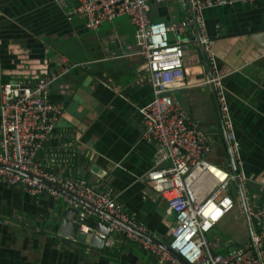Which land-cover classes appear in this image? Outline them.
I'll use <instances>...</instances> for the list:
<instances>
[{
	"label": "crops",
	"instance_id": "1",
	"mask_svg": "<svg viewBox=\"0 0 264 264\" xmlns=\"http://www.w3.org/2000/svg\"><path fill=\"white\" fill-rule=\"evenodd\" d=\"M149 15L170 24L188 11L179 2H151ZM204 17L216 66L210 67L200 47H186V86L171 95L209 138L208 162L225 169L230 157L213 81L220 82L249 196L257 206L264 202V0L212 7ZM65 64L69 71L52 82L49 92L52 102L63 105L62 114L37 160L63 177L85 179L97 189L112 187L116 202L164 242L173 214L146 176L156 144L141 138L139 109L152 98L151 79L128 16L118 15L91 30L80 17L67 19L54 0H0V87L36 83ZM229 194L243 222L228 231L224 252L259 228L243 217L234 184ZM64 205L62 199L34 197L0 181V264H151V259L156 264L136 242L97 248L62 239L55 224ZM229 213L218 226L231 229ZM97 219L103 221L101 215Z\"/></svg>",
	"mask_w": 264,
	"mask_h": 264
},
{
	"label": "built area",
	"instance_id": "2",
	"mask_svg": "<svg viewBox=\"0 0 264 264\" xmlns=\"http://www.w3.org/2000/svg\"><path fill=\"white\" fill-rule=\"evenodd\" d=\"M54 1L65 9L67 19L80 17L91 30L121 14L127 15L134 26L135 43L147 62L152 88L151 100L139 109L141 138L156 144L154 163L146 176L152 190L161 195L173 214V223L164 241L168 249L140 235L151 236L147 224L116 202L112 187L97 189L85 179L63 177L37 160L53 137L56 121L62 114L63 105L52 102L49 92L52 82L69 71L67 64L51 70L33 84L6 82L1 85L0 181L20 186L34 197L52 196L65 204L87 209L69 194L81 198L117 220L101 215L108 225L107 232H97L104 247L113 248L117 242H136L156 259V264H264V202L256 206L250 199L223 87L218 80L213 81L244 201L242 213L249 225L256 222L259 226L257 232L251 231L249 240L223 253L217 239L208 240L207 233L236 204L229 194V185L233 184L235 175L231 163L222 169L208 162L209 138L171 95L186 86L183 73L186 47L203 48L210 67L216 66L204 11L236 3L253 4L255 0H74L72 5H69L70 0ZM151 2H179L188 15L170 24L152 20L149 15ZM82 230L89 233L88 226Z\"/></svg>",
	"mask_w": 264,
	"mask_h": 264
},
{
	"label": "water",
	"instance_id": "3",
	"mask_svg": "<svg viewBox=\"0 0 264 264\" xmlns=\"http://www.w3.org/2000/svg\"><path fill=\"white\" fill-rule=\"evenodd\" d=\"M202 51L203 57H205V52L203 48H200ZM219 109V108H218ZM223 125V123H222ZM228 153L230 157V163H231V170L233 175H235V179L233 181V184L238 188V197L239 201L241 203L242 209H245L244 201L242 197V193L240 191V183L238 181V178L236 177L237 170L234 165V162L231 158L229 145L227 143ZM19 173H22L24 175H27V173L18 171ZM62 192L69 194L67 191H64L60 189ZM74 200L79 202L82 205H85L88 210L92 213L90 214L86 213L85 211H81L79 208L69 205H64L62 212L60 214V217L57 218V223L55 224L56 232L58 236H60L62 239H65L66 241H75L87 244L89 246H95L97 248H101L103 246V240L97 235V232H107L108 231V225L104 221L98 220V215H103L107 217L109 220L117 221L112 216L107 214L106 212L95 208L91 204L87 203L86 201L82 200L81 198H78L72 194H69ZM88 226L89 227V233L84 232L81 227L82 226ZM145 238H148L152 240L153 242L159 244L164 249H168L165 242L158 240L157 238L153 236H149L146 234H140ZM167 239V235L164 237ZM229 250H232V247L229 248ZM184 264H187L186 262H183Z\"/></svg>",
	"mask_w": 264,
	"mask_h": 264
},
{
	"label": "rangeland",
	"instance_id": "4",
	"mask_svg": "<svg viewBox=\"0 0 264 264\" xmlns=\"http://www.w3.org/2000/svg\"><path fill=\"white\" fill-rule=\"evenodd\" d=\"M229 215V216H228ZM226 217H228L229 220V225L231 226V229H228V227H220L218 224H216L208 233H207V238L208 240L212 241L214 239H217L219 243V250L221 252H224L222 250V245H223V240L228 234V231L235 230L239 227V225L243 222V218L241 219L239 217V210L236 207V204L234 208L230 211ZM244 217V216H243ZM246 225V223H245ZM217 250V249H216Z\"/></svg>",
	"mask_w": 264,
	"mask_h": 264
},
{
	"label": "trees",
	"instance_id": "5",
	"mask_svg": "<svg viewBox=\"0 0 264 264\" xmlns=\"http://www.w3.org/2000/svg\"><path fill=\"white\" fill-rule=\"evenodd\" d=\"M150 262H151V264H154V259H151ZM155 263H156V259H155Z\"/></svg>",
	"mask_w": 264,
	"mask_h": 264
},
{
	"label": "bare ground",
	"instance_id": "6",
	"mask_svg": "<svg viewBox=\"0 0 264 264\" xmlns=\"http://www.w3.org/2000/svg\"><path fill=\"white\" fill-rule=\"evenodd\" d=\"M218 174V173H217Z\"/></svg>",
	"mask_w": 264,
	"mask_h": 264
}]
</instances>
